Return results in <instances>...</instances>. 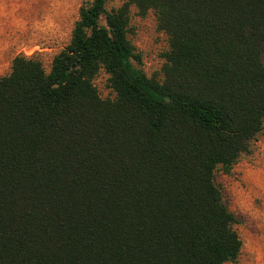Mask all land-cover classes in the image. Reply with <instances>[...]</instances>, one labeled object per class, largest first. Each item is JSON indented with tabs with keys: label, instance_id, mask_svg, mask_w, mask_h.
I'll return each mask as SVG.
<instances>
[{
	"label": "trees",
	"instance_id": "1",
	"mask_svg": "<svg viewBox=\"0 0 264 264\" xmlns=\"http://www.w3.org/2000/svg\"><path fill=\"white\" fill-rule=\"evenodd\" d=\"M107 1L79 6L48 71L17 53L0 76V264L234 262L213 171L264 126V0H127L167 36L158 82Z\"/></svg>",
	"mask_w": 264,
	"mask_h": 264
},
{
	"label": "rangeland",
	"instance_id": "2",
	"mask_svg": "<svg viewBox=\"0 0 264 264\" xmlns=\"http://www.w3.org/2000/svg\"><path fill=\"white\" fill-rule=\"evenodd\" d=\"M85 1L0 0V76L9 71L10 60L17 53L36 56L48 71L52 56L67 44L78 8ZM123 3H127L126 39L136 56L133 65L145 77L161 81L167 36L150 9L140 12L127 0H108L105 8ZM107 77L99 68L92 78L102 99L114 97ZM213 183L235 217L232 228L240 240L236 260L222 264H264V126L228 172L213 171Z\"/></svg>",
	"mask_w": 264,
	"mask_h": 264
}]
</instances>
